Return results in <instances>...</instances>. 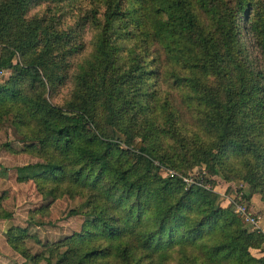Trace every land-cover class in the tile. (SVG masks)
I'll list each match as a JSON object with an SVG mask.
<instances>
[{"label":"trees","instance_id":"trees-1","mask_svg":"<svg viewBox=\"0 0 264 264\" xmlns=\"http://www.w3.org/2000/svg\"><path fill=\"white\" fill-rule=\"evenodd\" d=\"M61 1L0 0V71L12 73L0 85V125L9 118L25 153L42 161L19 168L17 181H32L42 198L81 196L86 220L49 247L52 260L26 249L25 229L11 227L8 245L27 264H264L249 252L264 238L215 204L213 185L186 187L158 173L185 177L192 154L211 170L231 164L255 194L264 192V64L240 49L243 22L253 47L264 51V6L96 1L84 19L98 30L93 52L61 108L50 99L84 47L58 11L32 14ZM125 16L139 25L128 69L117 65V45L129 34H110ZM141 76L152 81L146 94ZM130 130L145 131L135 142ZM174 130L178 152L166 142Z\"/></svg>","mask_w":264,"mask_h":264},{"label":"rangeland","instance_id":"rangeland-1","mask_svg":"<svg viewBox=\"0 0 264 264\" xmlns=\"http://www.w3.org/2000/svg\"><path fill=\"white\" fill-rule=\"evenodd\" d=\"M96 1L99 0H63L58 2V4H42L32 12V14L41 15L46 12L47 8H50L53 14L58 11L55 14L62 26L68 31L74 32V34L77 33L78 39H80L84 47L83 50H80V54L78 53L79 55L72 60L64 85L56 88L50 99V102L55 106L64 108L65 102L69 101L71 92L75 88V75L79 72L80 66L84 64L83 61L89 59L93 52L98 30L93 25L84 22V19L92 18L90 10L92 5L97 4ZM257 2L264 6V0H257ZM102 11L100 10V12ZM217 13L221 14L222 10L217 11ZM94 16L99 18V14L95 13ZM243 24L241 22L240 26L242 29L244 28ZM138 29L137 21L125 16L123 21L114 24L110 32L115 37L127 33L130 36L126 40L119 39V44L117 45V65L124 69H128V66H130V48L134 46L135 42L131 41V36H136ZM242 29L240 49L244 53L249 52L252 58H256L264 64V51L254 48L247 34ZM15 63L16 60L13 61V64ZM137 72L133 74L134 77L136 74H140ZM10 73V71L6 70L0 71V85L9 78ZM141 77L143 81L138 86L140 94H146L149 92L146 87L151 86L152 81L144 80L145 76ZM185 122L189 125V129L194 130L189 116L185 118ZM144 131L130 130L135 136V142L142 138ZM108 132L111 133V130H108ZM170 134L171 136L175 135V130ZM117 136L120 142H125V138L122 135L117 133ZM171 136L167 137L166 142L172 151L178 152L182 145V138ZM24 146L20 142L19 136L15 134L11 120L5 118L0 125V169L2 168L3 170V178L0 181V210L3 211H0V216L10 214L11 219H13L12 223L15 226L21 229L27 228V238L24 241V245L32 255L42 254L46 257L45 260H52L48 252L49 247L63 238L79 233L82 230L86 220L83 215L87 211V201L81 196H69L66 194L58 199H53L50 196L42 198L33 183H16L15 178H17L18 173L15 170L18 167L42 163L38 158L25 153ZM185 162H187V165L183 164L187 174L185 177H181L166 168H161L158 173L163 178H168L170 173H174L175 176L182 179L186 187L195 182H200L201 186L206 189H210V185H213L211 191L215 196V204L222 209L230 208L248 232H256L264 238L263 231H258L257 228L245 223L237 213L239 207H246L248 212L261 217V222H264V211H261L262 209L264 210V192L255 194L252 188L237 176V170L231 164L225 167L224 170L218 168L211 170L203 164L199 165L197 159L192 157V154L185 158ZM71 212H75V214H71ZM249 252L254 258H263L264 242L259 248L249 250ZM16 255L14 254V256ZM6 264H18V261L8 257ZM39 264L47 263L42 261Z\"/></svg>","mask_w":264,"mask_h":264},{"label":"crops","instance_id":"crops-1","mask_svg":"<svg viewBox=\"0 0 264 264\" xmlns=\"http://www.w3.org/2000/svg\"><path fill=\"white\" fill-rule=\"evenodd\" d=\"M22 168V167H20ZM19 169V167L15 170L17 173V170ZM2 168L0 169V181L3 178V174H2ZM15 182L18 184H25L28 182L33 183L32 181H27V182H18L17 178H15ZM34 184V183H33ZM3 211V210H0ZM262 212L264 211L263 209L261 210ZM264 213V212H263ZM4 216V215H3ZM1 216L0 217V264H6L8 261V257L11 259H15L18 261V264H27L25 259H23L17 252H15L14 250H12V248L8 245L6 238H5V234L6 232L11 228H20L18 226H15L12 222L13 219H11V215H6L5 217ZM260 228L261 231L264 232V222L262 221L260 224ZM27 230V228H22ZM14 254H17L16 256H14ZM20 257V258H18Z\"/></svg>","mask_w":264,"mask_h":264},{"label":"built area","instance_id":"built-area-1","mask_svg":"<svg viewBox=\"0 0 264 264\" xmlns=\"http://www.w3.org/2000/svg\"><path fill=\"white\" fill-rule=\"evenodd\" d=\"M173 176H175V174L170 173V177H173ZM191 185L201 186V183L195 182V183L190 184L188 186H191ZM237 213L245 223L257 228L258 231L261 230V228H260L261 217L253 215L252 213L248 212L246 207H239L237 209Z\"/></svg>","mask_w":264,"mask_h":264}]
</instances>
